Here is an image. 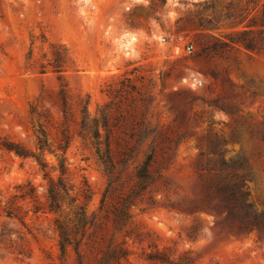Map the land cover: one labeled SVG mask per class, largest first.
Returning a JSON list of instances; mask_svg holds the SVG:
<instances>
[{"label":"rangeland","instance_id":"obj_1","mask_svg":"<svg viewBox=\"0 0 264 264\" xmlns=\"http://www.w3.org/2000/svg\"><path fill=\"white\" fill-rule=\"evenodd\" d=\"M263 9L264 0H0V264H95L108 246L121 257L110 264H264V232L219 227L216 196L201 193L207 162L242 163L247 202L264 216V52L229 44L248 30L264 45ZM83 116L98 121L101 143L108 136L109 173ZM40 130L52 153L37 150ZM62 159L92 221L78 253H61L46 204L44 174L57 179Z\"/></svg>","mask_w":264,"mask_h":264},{"label":"trees","instance_id":"obj_2","mask_svg":"<svg viewBox=\"0 0 264 264\" xmlns=\"http://www.w3.org/2000/svg\"><path fill=\"white\" fill-rule=\"evenodd\" d=\"M262 13L264 16V9ZM253 24L248 25L247 28L253 26ZM259 35V33L257 34L252 31L244 30L238 35L236 40L230 38L229 44H238L245 51L250 53L264 52V45L261 43ZM55 64L54 68L58 69L59 65L57 61H55ZM59 95L62 107L66 108V98L62 92H60ZM80 128L81 131L90 135L96 149V154L105 166L107 173H109L111 170V162L108 157L107 134L105 136V142L101 143L98 121L96 119L89 120L88 117L85 116L82 118ZM101 128L103 130L106 128L105 117L102 118ZM36 146L40 153H44L45 151L52 153V151H50V144L42 130L39 131V137L36 138ZM101 146H104V152H101ZM216 148L217 146H210L209 155H215ZM151 152L146 156L145 161L136 171L135 176L139 181L138 187L140 191L143 189L144 185L151 180L148 171L152 160ZM15 154L19 157L24 156L18 151H15ZM32 157L43 170L47 168V164L43 159L35 156ZM220 166L221 170L216 171L215 167H210V162H207L201 169L207 176H211L201 187V193L205 201L210 198L211 194L216 196L215 199L217 200V204L215 211L218 213V216L223 215V218L219 222V227L229 224L233 225L237 233L245 236L251 235L252 233L259 234L264 232V216L254 213L247 202L248 193L244 190V180L239 174L242 169V163L225 165L222 162ZM58 170L60 176L57 179L51 177L49 173L44 174V178L47 180L46 204L48 211L57 215L54 220V225L61 253H65L67 247H73L74 251L78 253L81 243L86 238L87 230L92 225V221L89 220L83 208L77 205V199L70 195V190L64 183L63 176L66 173L64 159L59 161ZM135 195H137V193H134V196ZM26 196L27 195H23L21 197L25 198ZM29 198L32 199V197ZM128 204H130L128 199L124 200L119 209L112 213L113 223L115 225L118 222H123L125 217H127ZM64 209L68 210V212H65ZM119 258L121 257L118 256L115 250L108 246L95 264H110L113 261L118 263Z\"/></svg>","mask_w":264,"mask_h":264},{"label":"built area","instance_id":"obj_3","mask_svg":"<svg viewBox=\"0 0 264 264\" xmlns=\"http://www.w3.org/2000/svg\"><path fill=\"white\" fill-rule=\"evenodd\" d=\"M160 42L164 43L165 42V38H161ZM183 51L186 54H190L193 51V47L191 45H186L185 47H183Z\"/></svg>","mask_w":264,"mask_h":264}]
</instances>
